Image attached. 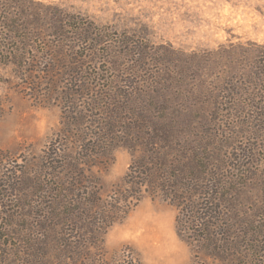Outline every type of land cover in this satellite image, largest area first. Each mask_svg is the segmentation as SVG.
<instances>
[{"label":"rangeland","instance_id":"obj_1","mask_svg":"<svg viewBox=\"0 0 264 264\" xmlns=\"http://www.w3.org/2000/svg\"><path fill=\"white\" fill-rule=\"evenodd\" d=\"M109 65L167 78V99L196 114L199 146L218 153L231 177L221 208L231 197L238 206L220 224L244 215L246 255L241 263L199 250L179 231L177 206L145 192L83 263L264 264V0H0V264H82L46 254L68 230L29 229L27 178L44 175L76 72ZM137 154L119 144L106 163L94 159L103 198L125 186ZM224 227L218 243L230 250L237 239Z\"/></svg>","mask_w":264,"mask_h":264},{"label":"trees","instance_id":"obj_2","mask_svg":"<svg viewBox=\"0 0 264 264\" xmlns=\"http://www.w3.org/2000/svg\"><path fill=\"white\" fill-rule=\"evenodd\" d=\"M74 77L63 94L64 125L47 151L44 175L27 178L32 187L29 197L33 196L27 212L33 219L29 229L36 224L46 232L68 230L53 237L55 252L46 247V254L75 263L89 261L101 230L123 218L148 192L177 206L179 231L193 238L199 250L214 256L230 252L244 262V215L237 225L220 224L228 211L238 213L232 197L228 210L221 208L220 200L231 184L229 170L224 159L222 164L214 160L218 153L199 146L201 123L196 114L187 116L189 106L167 99V78L161 82L153 75L149 82L127 65L78 70ZM72 125H79V131L73 132ZM119 144L140 154L129 166L125 186L103 198L101 182L91 174L90 165L95 158L106 163ZM223 227L227 235L234 230L229 237L237 239L233 249L218 243Z\"/></svg>","mask_w":264,"mask_h":264},{"label":"bare ground","instance_id":"obj_3","mask_svg":"<svg viewBox=\"0 0 264 264\" xmlns=\"http://www.w3.org/2000/svg\"><path fill=\"white\" fill-rule=\"evenodd\" d=\"M165 253L168 255V254H169V251H168V252H167V251H165ZM167 255H166V256H167ZM158 256H159V255H158ZM158 256H157V257H158Z\"/></svg>","mask_w":264,"mask_h":264}]
</instances>
